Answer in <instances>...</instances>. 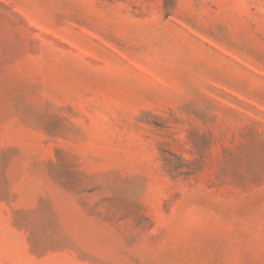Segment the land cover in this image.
Returning a JSON list of instances; mask_svg holds the SVG:
<instances>
[{"label":"rangeland","instance_id":"obj_1","mask_svg":"<svg viewBox=\"0 0 264 264\" xmlns=\"http://www.w3.org/2000/svg\"><path fill=\"white\" fill-rule=\"evenodd\" d=\"M0 264H264V0H0Z\"/></svg>","mask_w":264,"mask_h":264}]
</instances>
